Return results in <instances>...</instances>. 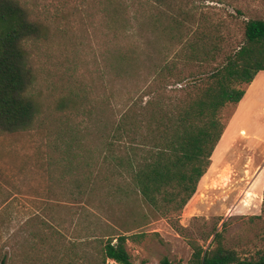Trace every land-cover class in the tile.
<instances>
[{"label": "rangeland", "instance_id": "rangeland-1", "mask_svg": "<svg viewBox=\"0 0 264 264\" xmlns=\"http://www.w3.org/2000/svg\"><path fill=\"white\" fill-rule=\"evenodd\" d=\"M19 1L41 28L23 44L36 115L26 130L0 131V264H116L101 243L119 233L136 235L133 264H187L193 245L216 246V232L240 259L264 256V72L220 111L223 134L178 217L181 234L119 193V134L106 149L120 110L144 105L162 63L187 78L173 89L205 78L244 41L247 21H264V0ZM201 30L224 38L202 65L192 59L208 53L192 38Z\"/></svg>", "mask_w": 264, "mask_h": 264}, {"label": "trees", "instance_id": "trees-1", "mask_svg": "<svg viewBox=\"0 0 264 264\" xmlns=\"http://www.w3.org/2000/svg\"><path fill=\"white\" fill-rule=\"evenodd\" d=\"M123 14L127 11L119 10V19ZM169 27L186 28L179 20H174ZM40 31V25L19 0H0L1 132L26 130L34 121L36 104L27 94L30 76L23 44ZM201 31L192 35L193 39L197 34L202 36V50L208 52L202 58L192 55L200 65L207 55L220 48L211 32ZM243 40L205 78L200 75V79L179 90L173 86L184 82L186 76L174 73V61L162 63L151 76V88L157 87L148 92L149 99L143 106L125 104L120 110L119 123L108 138L107 151L117 140L115 134H119L117 165L119 175L128 182L119 185V193L127 197L131 192L139 197L153 212L166 218L179 234L185 229L179 225L178 217L195 195L223 134L220 111L228 104L241 102L246 91L240 86L250 85L264 72V21H247ZM197 45L190 47L194 54ZM189 77L194 76L189 74ZM262 192L264 204V178ZM134 236L119 233L102 242L104 262L133 264L126 243ZM220 237L219 232L214 234L210 243H216L213 248L193 245L187 264H264V256L254 261L240 259L235 251L220 245ZM159 264L171 262L164 257Z\"/></svg>", "mask_w": 264, "mask_h": 264}, {"label": "crops", "instance_id": "crops-1", "mask_svg": "<svg viewBox=\"0 0 264 264\" xmlns=\"http://www.w3.org/2000/svg\"><path fill=\"white\" fill-rule=\"evenodd\" d=\"M186 23V24H185ZM184 23V25L185 26H187L188 25V23L187 22H185ZM214 36H215V38L217 39V42H218V44H221L222 42H224V38L223 37H220V34L217 32L216 33V35L214 34ZM222 53H221V50H220V48H219V50H217L215 53H213L212 55H221ZM259 74H261V72L259 73ZM257 77V76H256ZM256 79V78H255ZM254 79V80H255ZM254 82V81H253ZM253 82L251 83V84H253ZM246 94H245V97H246V95H247V92H245ZM264 178V177H263Z\"/></svg>", "mask_w": 264, "mask_h": 264}]
</instances>
